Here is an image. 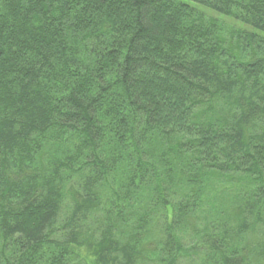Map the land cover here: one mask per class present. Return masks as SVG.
<instances>
[{"label":"trees","instance_id":"1","mask_svg":"<svg viewBox=\"0 0 264 264\" xmlns=\"http://www.w3.org/2000/svg\"><path fill=\"white\" fill-rule=\"evenodd\" d=\"M0 264H264V0H0Z\"/></svg>","mask_w":264,"mask_h":264}]
</instances>
